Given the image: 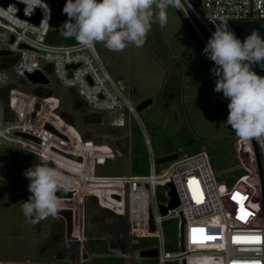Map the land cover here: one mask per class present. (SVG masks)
Listing matches in <instances>:
<instances>
[{
  "label": "built area",
  "instance_id": "2783aa9c",
  "mask_svg": "<svg viewBox=\"0 0 264 264\" xmlns=\"http://www.w3.org/2000/svg\"><path fill=\"white\" fill-rule=\"evenodd\" d=\"M181 5L179 10L204 45L207 42L201 36L190 12L211 34L208 22L216 26V21L224 18L264 19V0H200L199 6L191 0H181ZM36 12L38 18L34 22L29 17ZM52 25V9L45 0H9L5 3L0 0V50H9L8 53L0 54V141L32 151L38 164L59 166L64 177L71 181L73 195L77 187L85 189L81 202L85 194H90L99 206L124 217L126 235L130 239L137 241L141 237H156L158 245L152 247L157 251L154 256L157 264L167 260L181 264L182 259L185 264H264V145L256 141L261 181L251 142L239 138L235 139L234 151L238 162L236 168L243 172L231 182L215 177L212 156L209 149L203 146L190 153L176 151L175 158L159 162L166 163V166L156 173L154 165L158 162L152 155L146 135L144 142L148 146V168L145 173L95 174L94 163L115 155V150L120 152L106 142H93L79 133L80 140L90 143V147L94 148L88 153V169H81L78 165L80 169L73 170L67 165L55 164L52 160L55 154L62 155L55 150L63 149V144L57 141L61 137L44 128L43 124L45 121L51 123L67 136V143L69 137L55 125V117L68 123L70 128L73 126L63 118V112H54L59 104L49 86L51 79L75 91L86 107L90 106L96 111H121L129 121L134 118L143 126L138 110L121 80L113 78L106 70L95 47L84 48L77 42L63 44L49 41L47 35ZM35 69L45 74L48 82L30 81L34 85L32 93L19 90V82H14L10 74H14L18 80H28L25 74ZM242 144L247 146L245 157L241 155ZM63 150L80 154L67 148ZM81 156L84 160V156ZM82 160L78 162L82 163ZM167 182H171L178 204L161 213L159 204L166 205L169 198ZM157 185L165 186L164 199L159 202L155 199ZM234 194H239L237 199H233ZM241 209L246 215L238 219ZM179 212L183 216V248L170 251L163 248L160 223L163 219L177 217L178 225ZM149 216L153 228L149 226ZM194 228L204 230L203 234L195 233L197 239L202 235L216 239L193 243ZM252 237L257 239H246ZM236 238H240L239 241ZM117 254L128 255L120 250ZM78 264H82L81 260Z\"/></svg>",
  "mask_w": 264,
  "mask_h": 264
},
{
  "label": "rangeland",
  "instance_id": "374dc122",
  "mask_svg": "<svg viewBox=\"0 0 264 264\" xmlns=\"http://www.w3.org/2000/svg\"><path fill=\"white\" fill-rule=\"evenodd\" d=\"M45 1L52 9L53 26L58 27L59 10L55 6V0ZM167 15L168 22L163 28L153 24L143 47L130 46L121 52H114L100 43L94 46L106 70L113 78L121 80L134 105L144 97L151 98L147 106L137 111L143 128L136 119L129 121L124 114V126L119 128L116 137L104 133L105 131H84L86 127L82 123L83 113L92 111V108L84 104L78 106L75 101L80 98L75 91L51 79L49 86L59 104L54 112H64L63 116L70 117L68 120L77 133L89 136L93 142H106L119 150L120 153L114 149L115 155L94 163L95 174L147 172L146 135L154 157L172 151L190 153L201 146L209 149L212 168L216 171L215 177L231 182L243 170L236 168L238 162L234 146L237 137L230 126L225 124L229 101L222 93L214 91L215 77L210 72L211 66L174 7L168 9ZM258 22L264 29V19ZM10 76L14 82H19V90L33 92L34 85L30 81L18 80L12 73ZM100 111L104 113L106 110ZM55 120V125L63 132L69 126L59 117H55ZM59 143L63 144V149L67 148L81 155L84 148L87 151L89 149L88 153L94 149L79 137L68 143L66 140ZM246 149V144H242V156L247 153ZM87 157L88 154L82 160L86 163H79L71 158L62 159L69 161V169L79 170L81 166V169L86 170L89 166ZM53 159L56 161L55 157ZM37 164V157L32 151L0 141V264H30L28 261L43 262L41 264H78L80 260L82 264H116V255L120 249L117 250V247L100 239L105 238L111 242L113 236L118 240L114 244L116 246L123 243L124 239L132 242L125 251L128 255L123 256L124 264H130V259L131 264H157L155 257L138 256L139 248L158 245L157 238L141 237L139 243L135 244L123 230L119 233L123 216L112 215L108 209L92 200L90 194H85V200L81 202L85 193L83 187H77L72 198H61V206L72 209L71 234L74 239L66 242L49 218L32 224L24 215L21 217L17 202L30 196L27 187L29 181L23 172ZM165 166L166 163H155L154 170L158 173ZM163 189L165 186L157 185V202L164 199ZM177 220V217L167 218L160 223L164 249L174 251L179 248ZM72 253L75 256L71 257ZM163 264H177V261L167 260Z\"/></svg>",
  "mask_w": 264,
  "mask_h": 264
},
{
  "label": "clouds",
  "instance_id": "9594fccd",
  "mask_svg": "<svg viewBox=\"0 0 264 264\" xmlns=\"http://www.w3.org/2000/svg\"><path fill=\"white\" fill-rule=\"evenodd\" d=\"M170 7H182L181 0H66L62 11L68 19L60 27L61 35L84 48L98 43L114 52L143 47L153 24L161 28L167 24ZM227 21L216 25L202 51L214 63L210 69L214 91L229 101L226 126L241 141L264 145V76L252 70L253 65L264 68V39L252 30L242 41ZM23 175L30 192L21 205L24 217L32 224L57 219L61 207L57 193L72 191L71 181L59 166L37 164Z\"/></svg>",
  "mask_w": 264,
  "mask_h": 264
},
{
  "label": "water",
  "instance_id": "95a60500",
  "mask_svg": "<svg viewBox=\"0 0 264 264\" xmlns=\"http://www.w3.org/2000/svg\"><path fill=\"white\" fill-rule=\"evenodd\" d=\"M9 0H1V2L5 3ZM196 6H199L200 4V0H191ZM57 6L56 8L58 10H62L63 6L65 4L64 0H56ZM20 6V3H19ZM175 11L177 12L179 18L181 19L182 23L185 25L186 29L188 30L189 34L191 35V37L194 39V41L196 42L197 46L199 47L202 55L205 57V59H207L208 63L210 64L211 68L214 67V63L208 59L204 54H203V46L201 45V43L198 41V39L196 38V36L193 34L192 30L189 28V26L186 24L185 20L182 18L181 13L179 12V10L174 7ZM30 20L36 22L37 18H38V13L36 12L34 15L29 17ZM221 20H217L216 21V25H218L220 23ZM229 28L234 32V34L243 41L244 37L248 34H250L252 32V30H256L262 39H264V29L261 27L260 23L256 20H228L227 21ZM9 50L7 49H2L0 50V54L1 53H8ZM73 66V65H71ZM252 69L261 76H264V68L260 67L259 65H253ZM26 78L31 81V82H40V83H46L48 82V77L45 76V74H43L40 70L35 69L32 72H28L25 74ZM151 102V98L150 97H144L142 100H140L136 105V109L139 110L145 106H147L149 103ZM63 118H65L66 121H69L68 116L64 115ZM43 127L48 129L49 131L53 132L54 134L60 136L61 138L68 140L67 136L64 135L63 133H61L60 131H58L51 123H49L48 121H45L43 124ZM22 135L25 136H29L31 138H34L35 140H38V138L33 137L29 134L26 133H21ZM252 144V148L254 151V155H255V159H256V164H257V169L259 172V178L261 181V167H260V161H259V155L257 152V148H256V144L255 141H251ZM55 150H57L60 154L77 160V161H81L82 160V156L80 154L77 153H72V152H68L65 151L63 149H57L55 148ZM177 155L176 151H172L170 153L167 154H163V155H158L155 157V161L156 162H165L168 161L170 159L175 158ZM169 187V189L167 190V194L169 196L166 205L165 204H159V210L161 213H164L166 211L167 208H171L174 207L178 204V198L177 195L175 193V190L171 184V182H167L166 183ZM58 196H60V198H71L73 196V192L70 191L68 193L62 194L60 192L57 193ZM59 214L64 218V237L66 239H74V236L71 234L72 231V209L70 207L67 206H61ZM182 224H183V216L181 214V212H179V223H178V244L180 248H183V240H182ZM149 226L150 228H153V223L151 220V217L149 216ZM135 239V238H134ZM156 248L155 247H147V248H142L138 250V256L141 257H154L156 255ZM181 264H185L184 259L181 260Z\"/></svg>",
  "mask_w": 264,
  "mask_h": 264
},
{
  "label": "trees",
  "instance_id": "16d2710c",
  "mask_svg": "<svg viewBox=\"0 0 264 264\" xmlns=\"http://www.w3.org/2000/svg\"><path fill=\"white\" fill-rule=\"evenodd\" d=\"M198 8V7H197ZM178 10H179V8H177ZM199 9V8H198ZM200 10V9H199ZM58 12V15H59V20H60V25L57 27H55V26H53V27H51L50 28V30H49V32H48V35H47V39L49 40V41H51V42H53V43H63V44H72V43H76V41L74 40V39H69V38H64L62 35H61V29H60V27H61V25L68 19V17L63 13V11L62 10H59V11H57ZM179 12L181 13V11L179 10ZM190 14V16L192 17V19H193V21H194V23H195V25L197 26V28H198V30H199V32H200V34H201V36L204 38V40L207 42V40H208V38L211 36V33L202 25V23L196 18V16L192 13V12H190L189 13ZM181 16H182V18L185 20V22H186V24L189 26V28L192 30V32H193V34L196 36V38L198 39V41L201 43V45L203 46V48H204V43L200 40V37L198 36V34H197V32L194 30V28L192 27V25L190 24V22L188 21V19L181 13ZM208 26H209V28L211 29V31L212 32H214L215 31V25L213 24V23H211V22H208ZM50 90H48V92H49ZM78 96V95H77ZM76 102V104L78 105V106H82L83 105V103H82V101L79 99V101H75ZM92 197V200H94L95 201V198L93 197V196H91ZM85 200V199H84ZM107 210V209H106ZM109 213H111L112 215H114V216H119V217H121V215H118V214H116V213H113L112 211H110V210H107ZM118 217V222H120V218ZM122 222V221H121ZM123 224L122 225H120V228H119V233L123 230L124 231V234L126 235V231H125V221H124V217H123V222H122ZM127 236V235H126ZM94 238V237H93ZM96 238H100V237H96ZM100 239H103V240H105V242L106 243H110V245L111 246H115V248L117 247V249H120V251H126L128 248H129V246L131 245V243L132 242H126V240L124 239V241H123V243H120L119 245H114L118 240L116 239V237L114 238V236H113V238H112V241L111 242H108V241H106V239L105 238H100ZM135 244H138L139 242H138V240L137 241H135L134 242ZM140 249V248H139ZM138 249V250H139ZM71 257L72 256H75L74 255V253H72L71 255H70ZM115 257V256H114ZM116 258L118 259L117 260V263L116 264H124V257L123 256H121V255H119V254H117L116 255ZM129 259H130V257H129ZM130 264H131V259H130Z\"/></svg>",
  "mask_w": 264,
  "mask_h": 264
},
{
  "label": "flooded vegetation",
  "instance_id": "af4514ba",
  "mask_svg": "<svg viewBox=\"0 0 264 264\" xmlns=\"http://www.w3.org/2000/svg\"><path fill=\"white\" fill-rule=\"evenodd\" d=\"M123 116H124L123 112L113 111V110H107L104 113L101 111H96V110L84 112L82 116V123L86 127V130L84 131L88 133H91L90 130L88 129H91L93 132L105 131L104 133L106 134L108 133L116 137L117 133H119V128L124 126ZM27 198L29 197L26 196V199L21 198L18 200L17 207L19 208L18 209L19 213L20 212L22 213L21 205L24 201L27 200ZM22 215L23 214H21V217H23ZM49 219L52 222V224L57 226L58 234L62 233V237H64V218L59 214V217L57 219H53L51 217H49ZM56 234H54L53 236L57 237ZM68 240L69 239H66V242Z\"/></svg>",
  "mask_w": 264,
  "mask_h": 264
},
{
  "label": "crops",
  "instance_id": "0c3cea01",
  "mask_svg": "<svg viewBox=\"0 0 264 264\" xmlns=\"http://www.w3.org/2000/svg\"><path fill=\"white\" fill-rule=\"evenodd\" d=\"M59 119H60V118H59ZM66 128L68 129V131H67V129H66V130L63 129V130H64V132L67 131L66 134H67L68 137H69V140H70L69 142H71V140L74 141L75 138L79 137V136H77L78 133H77V131L74 129V127H71V128H70V125H69V126H67ZM74 131H75L76 133H75ZM81 135H82V134H81ZM82 136H83V135H82ZM83 137H84V136H83ZM86 137L89 138V136H86ZM60 141H62V142L64 143L65 139L61 138V139H59L58 142H60ZM88 151H89V149H88ZM88 151H87V149L84 148V158H85V156L88 154ZM55 155L58 157V158L55 157L56 161H57V159H59V161H57V162H56L54 159H52L53 161H55V164L62 165V164H59V162H60V163H63L64 165H67L68 167H70V163H69V161L66 160V161L64 162L63 159H62V158H66V157H63V155H59V154H55ZM60 158H61V159H60ZM70 169H71V168H70Z\"/></svg>",
  "mask_w": 264,
  "mask_h": 264
},
{
  "label": "snow or ice",
  "instance_id": "6c2138e0",
  "mask_svg": "<svg viewBox=\"0 0 264 264\" xmlns=\"http://www.w3.org/2000/svg\"><path fill=\"white\" fill-rule=\"evenodd\" d=\"M239 194H234L233 196V199H237ZM240 199H243L242 197ZM199 203V201H197ZM244 215H246V213L243 212V210L241 209L240 212H238V219H243L244 218ZM192 232H193V237H192V242L193 243H203L204 241L206 240H213V239H216V237H213V236H201L200 239H197L195 233L199 232L201 234H203L204 230L203 229H192ZM238 241L240 238H236ZM246 239H252V240H256L257 238L255 237H252V238H246Z\"/></svg>",
  "mask_w": 264,
  "mask_h": 264
},
{
  "label": "bare ground",
  "instance_id": "6f19581e",
  "mask_svg": "<svg viewBox=\"0 0 264 264\" xmlns=\"http://www.w3.org/2000/svg\"><path fill=\"white\" fill-rule=\"evenodd\" d=\"M45 106V105H44ZM44 106H43V109H44ZM49 115V114H48ZM50 116H52V117H55V115H50ZM57 141H59V139H57ZM62 142V141H61ZM81 153H83L82 155L84 156V149H83V152H81ZM86 157V156H85ZM88 158V157H87ZM86 161H88V159H86ZM84 162V161H83ZM84 163H86V162H84ZM84 167V166H83Z\"/></svg>",
  "mask_w": 264,
  "mask_h": 264
}]
</instances>
